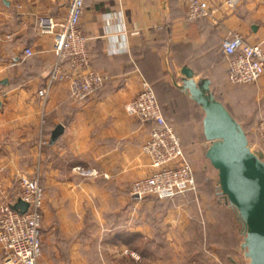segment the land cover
Returning a JSON list of instances; mask_svg holds the SVG:
<instances>
[{"label": "crops", "instance_id": "1", "mask_svg": "<svg viewBox=\"0 0 264 264\" xmlns=\"http://www.w3.org/2000/svg\"><path fill=\"white\" fill-rule=\"evenodd\" d=\"M205 1L211 16L190 21L179 0H85L80 27L93 67L109 79L83 101L59 83L43 107L38 90L56 55L37 18L62 19L68 0H0V199L2 189L38 171L48 193L38 264H142L143 258L121 253L126 244L109 238L127 216L114 209L116 202H126L127 185L150 170L143 151L150 125L127 108L144 82L154 87L195 170L217 171L206 157L205 112L183 88V67L194 71L196 82H210L240 125L247 122L248 128L241 126L249 145L264 161L255 131L264 118V76L253 85L230 82L221 47L240 35L264 48V0ZM26 48L34 54L26 57ZM59 124L64 132L51 143Z\"/></svg>", "mask_w": 264, "mask_h": 264}, {"label": "built area", "instance_id": "2", "mask_svg": "<svg viewBox=\"0 0 264 264\" xmlns=\"http://www.w3.org/2000/svg\"><path fill=\"white\" fill-rule=\"evenodd\" d=\"M185 2L190 21L208 18L211 8L205 0ZM233 6V0L227 1ZM67 14L62 19L45 14L38 16L37 29L42 35L52 36L56 61L48 72L45 85L38 90L43 107L52 89L59 83H68L70 97L83 101L92 97L109 79L97 71L88 51V37L80 27L85 0H68ZM222 52L228 57V78L232 83L253 85L264 76V48L247 44L240 35L222 41ZM34 54L31 48L24 55ZM127 108L141 123L150 125V133L143 145L153 171L135 180L131 195L143 199L154 195L161 199L196 189L193 167L185 160L184 148L175 128L167 121L154 87L143 83L140 93ZM259 146L264 149V118L255 127ZM92 174L94 171L91 172ZM19 200L26 202L25 212L13 209ZM45 189L38 177H21L0 199V249L3 264H38L42 256V223ZM136 256L135 253H133Z\"/></svg>", "mask_w": 264, "mask_h": 264}, {"label": "rangeland", "instance_id": "3", "mask_svg": "<svg viewBox=\"0 0 264 264\" xmlns=\"http://www.w3.org/2000/svg\"><path fill=\"white\" fill-rule=\"evenodd\" d=\"M241 125L248 128L247 122ZM149 168L147 175L153 171ZM194 171L196 189L168 199H137L130 192L135 180L127 185V201L114 207L127 216L109 238L127 245L121 253L143 258L142 264H249L242 248L244 224L220 193L218 171ZM38 174L30 176L40 178ZM47 194L45 189V198ZM115 219L110 218V225Z\"/></svg>", "mask_w": 264, "mask_h": 264}, {"label": "water", "instance_id": "4", "mask_svg": "<svg viewBox=\"0 0 264 264\" xmlns=\"http://www.w3.org/2000/svg\"><path fill=\"white\" fill-rule=\"evenodd\" d=\"M182 73L183 88L205 112L204 135L211 142L206 157L218 171L220 193L244 224L245 255L249 264H264V161L251 149L240 123L211 91L210 82H196L189 67H183ZM63 132V124L57 125L51 143ZM12 207L25 212L28 204L19 200Z\"/></svg>", "mask_w": 264, "mask_h": 264}, {"label": "trees", "instance_id": "5", "mask_svg": "<svg viewBox=\"0 0 264 264\" xmlns=\"http://www.w3.org/2000/svg\"><path fill=\"white\" fill-rule=\"evenodd\" d=\"M162 107V106H161Z\"/></svg>", "mask_w": 264, "mask_h": 264}]
</instances>
